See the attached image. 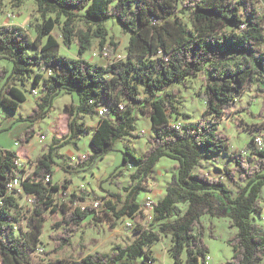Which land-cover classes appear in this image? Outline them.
<instances>
[{
    "label": "trees",
    "instance_id": "trees-1",
    "mask_svg": "<svg viewBox=\"0 0 264 264\" xmlns=\"http://www.w3.org/2000/svg\"><path fill=\"white\" fill-rule=\"evenodd\" d=\"M24 1L15 0L17 6ZM34 1L44 18L35 39L18 25L0 26V60L12 63L10 70L0 71V110L17 113L27 101L16 83H24L33 68L42 71L33 78L32 87H40L43 96L26 119L39 124L46 120L64 92L76 93L78 102L65 106L69 132L62 138L52 137L32 174L23 177L17 152L0 150V264H138L140 258L151 264L154 259L147 248L167 235L174 264H204L209 253L204 240L207 229L214 235L212 225L207 228L203 217H221L226 212L230 227L236 230L227 240L233 250L228 264H264V228L253 218L262 212L264 149L258 148L253 138V159L240 152L230 154L234 167L225 168V176L236 186L235 196L221 179L197 172L204 158L228 153V139L220 132L224 108L240 97L245 87L264 96V15L254 0H188L192 29L177 17L183 0ZM62 18L65 45L70 48L78 39L77 58L60 54V44L52 35ZM77 19L84 20L87 30H77ZM110 21L130 33L128 56L107 66L92 63L84 55L91 50L93 36L99 38L100 49L110 41L117 47L107 38L105 24ZM199 74L206 75L202 96L207 119L192 121L190 115L179 112L178 92L168 90ZM100 109H105L103 116ZM138 111L149 114L155 135L142 156L129 151L124 155L123 167L131 161L138 166L127 196L104 197L102 217L93 207L75 206V195L69 202L59 203L56 196L62 187L53 183V176L56 159L63 158L60 151L70 145L77 147V141L92 132L91 153L84 163L104 159L118 142L135 136ZM178 116L186 123L173 124ZM83 117L98 118L97 126H86ZM35 135L32 126L20 141L28 144ZM163 158L177 162L176 172L164 197L153 204L152 228H148L136 197ZM16 178L33 199L26 214L21 213L18 191L10 189ZM217 196L223 197V202H217ZM180 204L186 205L182 215L176 213ZM48 214L55 220L54 227L63 230L55 238L57 252L71 246L90 217L102 218L112 229L129 217L135 223L136 237L110 254H81L76 259L40 263L33 256Z\"/></svg>",
    "mask_w": 264,
    "mask_h": 264
},
{
    "label": "rangeland",
    "instance_id": "rangeland-1",
    "mask_svg": "<svg viewBox=\"0 0 264 264\" xmlns=\"http://www.w3.org/2000/svg\"><path fill=\"white\" fill-rule=\"evenodd\" d=\"M187 1H182V12L177 17L188 29H192L191 9L186 6ZM254 3L259 12L264 15V0H254ZM50 16L55 18V15ZM63 21L64 18L56 26L52 35L60 44V54L77 58L78 39L75 38L70 48L65 45L62 34ZM43 22L44 18L34 0H25L20 6L16 5L15 0L3 1L0 26L18 25L32 39H35L37 27ZM75 26L77 30H87L88 27L83 19H77ZM105 27L108 31V40H112L117 47L110 45V41L104 49H100L99 38L93 36L91 50L84 55V58L88 61L103 66L125 60L128 56L127 47L130 39V33L125 32L115 21L107 22ZM227 29L231 30V28ZM105 51L108 52V56H105ZM11 67V62L0 60V71L3 69L10 70ZM38 73H42V71L33 68L32 73L25 79L24 83L21 81L16 83L27 95V101L21 104L17 113L0 110V150L19 153L20 169L24 171L23 177L33 173L37 158L45 152L44 148L51 143L52 137L62 138L69 132V118L65 113V106L78 102L76 93L64 92L55 100L54 110L46 120L39 124L26 119L43 96L40 87L37 89L32 87L33 78ZM44 74L48 75L45 71ZM205 77L206 75L199 74L196 77L189 78L184 84H176L168 90L169 93L178 92L176 99L180 102L179 112L190 115L192 121L207 119L204 118L207 105L202 96ZM137 116L135 136L124 138L118 142L115 145V151L102 160H98L93 164H86L82 159L83 155L88 156L91 153L90 139L92 132L83 135L77 141V147L70 145L60 151L63 158L56 159L57 164L53 176V183L62 187L56 196L59 203L69 202L72 196L75 195L78 197L75 206L91 207L90 205L94 203L101 204L104 197L111 198V194L121 195L123 198L127 196L126 189L130 187L132 175L137 171L138 166H133L131 161L123 167L124 155L126 156L127 151H129L138 157L142 156L148 148L149 139L155 135L149 114L138 111ZM82 122L88 127L95 128L98 118L83 117ZM172 122L178 125L186 123L179 116L174 117ZM220 123V132L228 139V153L204 158L197 172L203 171L211 177L221 179L235 196L236 186L225 176V168L234 167L233 162L230 160L232 152H240L246 159H253L252 150L255 144L251 141L258 135H264V96H258L255 93V88L245 87L243 94L224 108ZM32 126H35L36 135L30 143L22 144L20 138ZM73 157H76V160L72 159ZM127 157L129 158V156ZM176 165L177 162L174 160L161 159L150 176L143 181L145 190L137 194V203L140 204L144 216L143 223L148 228H152L153 221V209L148 206V202L156 203L164 197L166 187L176 172ZM66 180H70V182L67 183ZM25 197V195L19 194V203L23 214L28 213L32 208L29 198ZM216 201L223 202V197L217 196ZM261 202L262 212L254 215L253 218L257 224L264 228V189ZM185 210L186 205L180 204L176 213L182 215ZM102 212L103 209L101 208L99 211L100 217L103 216ZM48 217L49 219L45 223L41 236V243L33 256L34 260L40 263H49L57 259H76L80 258L81 254L83 256L96 253L110 254L117 246L131 244L136 237L134 232L135 223L129 217L120 220L116 229H112L110 224L102 218L94 219L90 217L85 222L83 229L74 236L71 246H68L64 251L57 252L55 238L61 235L63 230L54 227L55 220L52 219L51 214H48ZM21 221L22 224L26 222L23 219ZM203 221L207 228L210 225L213 227L214 236H211L209 229H207L204 237L209 249L208 255L213 259L214 264H227L233 255L232 247L229 246L227 240L236 232L230 227L231 221L228 212L221 217L206 215L203 217ZM170 247L171 237L167 235L163 236V239L153 245L152 248H147L154 259L151 264H174L169 254ZM138 264L147 263L144 258H140Z\"/></svg>",
    "mask_w": 264,
    "mask_h": 264
},
{
    "label": "built area",
    "instance_id": "built-area-1",
    "mask_svg": "<svg viewBox=\"0 0 264 264\" xmlns=\"http://www.w3.org/2000/svg\"><path fill=\"white\" fill-rule=\"evenodd\" d=\"M104 53H105V56H108V55H109L107 51H105ZM49 75H51V73H49ZM35 93H37V92L35 91ZM104 112H105V109H100V110H99V115H100V116H103V115H104ZM255 144H256V146H257L258 148H260V149H264V135H258V136H256V137H255ZM16 145H18V144H16ZM85 158H86V155H83V156H82V159H85ZM72 159L76 160V157H73ZM17 164H18V166H19V168H20V163H19V161H18ZM10 189H11V190H17V191H18V194H23V195H25V196H26L25 198H29V201H30L31 205L33 204V199H32L31 197H28V196L25 194V192H24L23 185H22V180H21V179H19V178L14 179V180L12 181V183L10 184ZM153 204H154L153 202H150V201L148 202V206H149L151 209H153V207H154ZM81 206H82V205H81ZM90 206L93 207V208H95L96 211L99 213V211H100V209H101L99 203H94V204H92V205H90ZM83 207L85 208V207H87V206H83ZM204 264H214L213 259H212L209 255H207ZM227 264H228V263H227Z\"/></svg>",
    "mask_w": 264,
    "mask_h": 264
},
{
    "label": "crops",
    "instance_id": "crops-1",
    "mask_svg": "<svg viewBox=\"0 0 264 264\" xmlns=\"http://www.w3.org/2000/svg\"><path fill=\"white\" fill-rule=\"evenodd\" d=\"M18 153V152H17ZM18 155H19V153H18ZM20 156V155H19Z\"/></svg>",
    "mask_w": 264,
    "mask_h": 264
}]
</instances>
